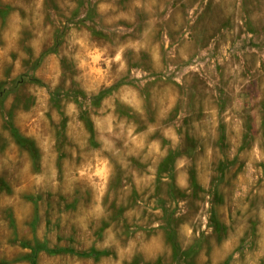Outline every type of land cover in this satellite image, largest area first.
I'll use <instances>...</instances> for the list:
<instances>
[{
    "label": "rangeland",
    "instance_id": "rangeland-1",
    "mask_svg": "<svg viewBox=\"0 0 264 264\" xmlns=\"http://www.w3.org/2000/svg\"><path fill=\"white\" fill-rule=\"evenodd\" d=\"M0 92V264H264V0H0Z\"/></svg>",
    "mask_w": 264,
    "mask_h": 264
},
{
    "label": "trees",
    "instance_id": "trees-1",
    "mask_svg": "<svg viewBox=\"0 0 264 264\" xmlns=\"http://www.w3.org/2000/svg\"><path fill=\"white\" fill-rule=\"evenodd\" d=\"M4 96H5L4 93L0 92V98H4ZM11 131H12L13 135H15L16 130L12 129ZM17 139L22 140L19 136H17ZM173 182L174 181L172 178V183L170 184V186H171L170 194H175V192H177V189L175 188ZM192 185H193V188H197V185H196L195 180L193 178H192ZM167 229L169 232V243L172 246L174 256L176 257V261L178 262V264H180L181 263L180 260H182V258L185 254L180 249L179 243L177 242V239H176V233H175L174 229H172L171 224L167 225Z\"/></svg>",
    "mask_w": 264,
    "mask_h": 264
}]
</instances>
